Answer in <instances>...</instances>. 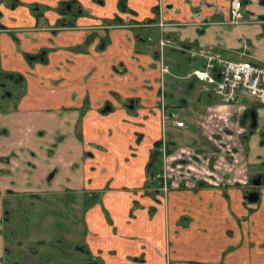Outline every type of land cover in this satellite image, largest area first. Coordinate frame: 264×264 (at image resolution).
<instances>
[{
  "label": "crops",
  "instance_id": "crops-1",
  "mask_svg": "<svg viewBox=\"0 0 264 264\" xmlns=\"http://www.w3.org/2000/svg\"><path fill=\"white\" fill-rule=\"evenodd\" d=\"M19 1L21 5L11 9L0 0V26L6 28L0 30V71L23 75L27 90L16 112L0 114V135L6 134V138L0 140V191L16 188L21 183L41 185L47 165L52 162L58 171L63 166L67 175L64 183L75 193L106 192L103 200L116 220L117 235L104 222L100 208L94 209L96 214L88 219L91 232L99 236L98 247L105 251L106 259L111 251L121 258L137 255L143 245L150 246L148 250L151 251L152 234L149 241L146 237L151 232L147 229V213L139 211L131 223L127 219L132 198L134 202L140 201L143 207H152V201L123 190L141 187L152 146L162 136L157 57L129 30L97 28L116 15L125 23L156 19L155 7L159 0H126L136 15L120 13L119 0ZM70 1H76L83 13L79 17H69L72 28L59 29L61 18L57 9ZM245 1L257 22L229 26L228 0H162L168 11L164 20L174 24L166 28L165 33L175 38L179 45L193 44L208 54L222 55L232 61H251L264 67V0ZM36 6L39 7L37 16L32 11ZM192 20L211 22L206 26L179 25ZM152 34L157 36L158 32ZM44 50H47L45 61L30 62L28 56ZM176 55L188 61V71L181 77L187 88L197 90L198 99L204 97L208 107L215 105L214 97L217 96L212 89L191 75L203 61L190 60L184 54L172 56ZM121 63L128 70L118 74L117 66ZM179 66L178 63L175 67ZM167 93L169 100L174 99L172 91L167 89ZM131 102H134L133 110L129 108ZM219 103L216 108H224L220 99ZM106 106L112 111L103 114ZM43 134H47L46 137L43 138ZM38 137L44 142L35 144ZM139 138H142L141 144H137ZM40 144L47 145L46 150H40ZM76 160L79 165L74 163ZM28 161L35 167L27 165ZM74 165L82 175L71 169ZM77 181L82 183L80 187H75ZM177 195L189 210L201 214L198 222L205 215H211L207 207L210 202L225 211L219 191L198 189ZM252 222V227L246 225L247 231L243 229L239 235V251L234 254L238 258L236 264H264V202ZM203 231L209 237L206 240L196 238V254L202 259L198 261L206 262L204 259H211L212 255L215 261L206 263H217L220 259L217 252L224 249V243L219 242V236L212 237L216 234L214 229ZM139 232L144 234L141 243L133 244L125 238ZM249 236L251 240L246 243ZM158 239L163 242L162 225L155 232L154 240ZM209 239L212 242L209 243ZM254 241L257 242L255 246L252 245ZM150 255L148 253L149 258ZM160 256L154 254L150 264H165Z\"/></svg>",
  "mask_w": 264,
  "mask_h": 264
},
{
  "label": "rangeland",
  "instance_id": "rangeland-1",
  "mask_svg": "<svg viewBox=\"0 0 264 264\" xmlns=\"http://www.w3.org/2000/svg\"><path fill=\"white\" fill-rule=\"evenodd\" d=\"M196 14L199 15L200 13L198 12ZM202 21L204 22L206 20ZM155 30V32H158V29ZM173 41L174 43L170 42V44L174 49H166L167 51L165 52V55L161 58H157V60L161 61L160 66L162 65V62H164V65L169 68L170 72L171 69L173 71V73L165 77V97H168L167 89L172 91L174 99H170L168 105L181 118V120L184 121L186 127L181 130L176 128L172 123L169 124V127L166 130L167 140L171 142L175 141L176 146L172 147L173 152L171 151V153L173 154L170 157L169 154H167L165 157L163 156L162 158H159L161 167L158 168V171H160L161 168L163 169L167 167L165 165L166 162L168 164H172V168L176 170L178 168L177 166H179L177 160L183 162L182 168H184L186 171H184V169H181L180 172L172 171L170 173L171 186L169 187V190L166 191L163 195H157V188H155L154 186L151 187V185H149L152 184V179L151 176L148 175L147 168L146 178L141 184V187H134L133 189L125 188L123 190L124 192L130 194L132 193V195L134 194L135 196L139 195L141 199L149 198L152 201V208H155L157 210H152L151 212H149L151 206L142 207V211H145L148 215L147 229L151 231L148 232L146 237L149 241L150 235L152 234L151 237H153V248L151 249V251H149L148 248L150 246L145 247V245H143L141 247V252L139 253L142 255H133V257L147 259L148 264L154 261V254H161L160 257L164 260L165 264H236L235 261H237L238 258L235 257V253H238L239 251V235L244 232L243 229L247 231L245 227H243L242 229L239 228V210L233 205L234 209L230 206L227 214L226 212H223V210H218V212L212 211L211 215H205L208 220L207 218L203 217L198 222L197 220L201 218L199 217V215L201 214L197 213L196 211H192V209L189 210V208L186 206L185 201L181 202V200L178 198L179 195L177 194L182 191L196 190L198 188L196 181L205 182L203 178L211 179L213 182L218 183L221 182L222 178L229 179L230 184L226 186V193H229V191H235V187H239V185H234L239 184L238 180L244 181L245 176H247L248 181H250L254 176H256L257 169L259 168H257V166L256 168L247 165L245 166L247 148L245 142L241 140V134H244L243 129L239 127V116H241L239 114L241 111L239 112L237 109L221 108V106L216 108V104L219 103L218 97H214V103L216 104L208 107L209 105L205 102L206 99L204 97L201 100L198 99L199 92L197 90L193 91L187 88V85L184 81H182L181 77H183L184 74L188 71V61H186L182 55L172 56L173 54H182L179 51L181 50V45L176 42L175 38H173ZM148 43L150 44V42ZM151 49L153 51V48ZM135 57L133 58V60L135 59ZM178 63L180 64V66L176 68L175 66ZM156 65L160 72L159 62H156ZM174 68H176L175 71ZM127 70V67L122 63L117 66L118 74H123ZM159 96H161V94H159ZM238 100L239 102L235 104V107L243 104L248 106L250 104V99L245 101L241 97H239ZM183 103L188 104L184 105ZM181 108H183V110ZM259 111L264 114V107H260ZM41 132L42 131L39 130V133ZM5 135L6 134H1L0 140L6 138ZM46 135L47 134H43L42 137L44 138L46 137ZM38 141L44 142V139H36L34 143L37 144ZM141 141L142 138H139V140H137V144H141ZM152 147L153 148L150 151V158L151 153L155 149L154 144ZM257 152L260 156L264 155V148L262 149L261 145H258ZM204 153L208 154V156L205 157ZM209 158L210 160H212L210 168L208 165ZM52 161H54V159H52ZM74 163L79 165V161L77 160ZM74 166H72L71 169L74 168ZM191 166L194 169L192 174H190L191 171L188 170V168H191ZM54 167V164L51 162L49 165H47V168L45 170V172L47 173L46 176L44 177L43 175L44 187L51 190L45 195L41 194L42 196H44L43 201H39L34 198H32V200L30 194H26V196H18V200L22 201L23 199H26L30 202L33 201L31 203L29 202L27 207L22 205L23 215L25 214L27 217L30 216L29 220H31V222L33 221L34 225L39 226L36 229L37 232L45 234L47 230L46 237L48 238L50 243H54L56 239H61V231L67 228L70 224H72V228H77H74L75 230L71 229L70 231L66 232V236L69 237V234L73 233L76 239L81 238L80 236H78L77 238V234L72 232L78 230V232H83V239L86 240L85 237L86 235L88 236V230L84 224L82 216L87 205L90 204L88 202V195L92 192L82 191L75 193L74 190H71L69 186L64 183V179L67 175L66 171L63 169V166L55 174L53 180L50 181L49 179L51 175L54 174L57 169ZM75 171L76 174L82 175V173L78 171V168H76ZM209 173L214 174L215 176H208L207 174ZM33 176H37V174H34ZM185 178L189 179L185 180ZM81 184L79 183V181H77L75 187H80ZM34 186L38 185L32 183V187ZM40 187L41 186H38V188ZM243 190L246 191L245 187L243 188ZM28 191L33 192V189ZM151 194L157 195V199L160 200V202H155V200L151 197ZM133 200L134 199L132 198V207L128 212V223L134 221L137 218V213L139 211L141 212V202H134ZM26 211L27 213H25ZM52 211L55 212L53 214H56V218H54V216L52 218H46V216L51 215ZM70 211L76 213V219H73V217H69L68 221H66L64 215L66 213L70 214ZM108 216V220L110 218L111 223L115 225L116 220L113 217V214L110 213ZM103 217L107 219L106 214H103ZM105 221L107 222V220ZM13 223L14 219H12L9 224L12 225ZM196 224L198 226H196ZM107 225L109 224L107 223ZM160 225H162L163 227V242L161 239H158V241L154 240L155 232L156 230H158ZM109 226L111 228V225ZM211 228L216 232V234L214 233L212 237L219 236V242L224 243L225 246L222 251L217 252V254H219L218 259L220 258L217 263H212L213 261H215V257L212 255L211 259H204L206 262L208 260H213L212 262L210 261L206 263L198 261L202 259H199V256H197L196 254V238H200L201 240L208 239V233L204 232L203 229L209 230ZM10 230H14L17 234V237L20 236V232H18L16 229H13V227H10V229L7 228L8 233L6 234L8 235V237H11L9 236ZM117 231L118 228L115 229V232H113V234L117 235ZM35 236L36 237L34 238V241H36V239L40 237H43L40 235ZM250 237L251 236L246 239V243L251 240ZM43 238H45V236ZM125 238L129 239L133 244H138L141 243V240L144 238V234L139 232L134 237L127 236ZM95 239L97 240L99 238ZM210 242L212 241L209 239V243ZM32 244V246H34V243ZM25 248L27 249V251L30 249L28 248V246H25ZM37 248L39 249V256H37V258H31L33 259V261H29L24 257L23 262H28L29 264H47L51 257H55L57 259H59L60 257L59 254H50L49 250L44 252L39 247ZM16 252V250H13V255L9 257V263L24 264L22 263V261L16 258ZM148 253H151L150 258L148 257ZM192 258L196 260H193Z\"/></svg>",
  "mask_w": 264,
  "mask_h": 264
},
{
  "label": "flooded vegetation",
  "instance_id": "flooded-vegetation-1",
  "mask_svg": "<svg viewBox=\"0 0 264 264\" xmlns=\"http://www.w3.org/2000/svg\"><path fill=\"white\" fill-rule=\"evenodd\" d=\"M4 3H7V5L11 9L17 8L19 5H21L19 0H2ZM233 1H239L242 6V12L246 14L247 18L249 19L245 23H255L257 22V19L253 17V15L248 11L246 1L245 0H228L229 3V11L230 7ZM39 10V7L36 6L35 8H32V11L35 16H37V11ZM118 10L120 13L124 14H131L136 15L134 11H132L128 6L126 0H119L118 3ZM168 11L166 10L165 5L162 4V0H159L158 5L155 7V15L156 19L153 20H147L145 22H130L125 23L120 17L117 15L111 19V20H105L103 22V25L100 26L97 29L109 31L113 29H126L129 30L131 33H133L137 41L141 44L148 45L150 48H153V52L156 55L157 58H161L165 55L166 49H174L172 47L171 43H174L173 39L170 38L166 33L165 29L170 27L171 25H174L170 23L167 20H164L163 16ZM83 13L82 7L77 4L76 1H70L65 4H63L61 7L59 6L57 9V14L60 16L61 20L59 22V29H66V28H72L73 23L70 22L71 17H79ZM40 15V14H39ZM39 17V16H38ZM41 17V15H40ZM39 17V18H40ZM211 21H199L192 20L191 22H186L188 24H180V25H195V26H206L210 24ZM244 23V22H243ZM229 26H237L239 24H232L230 20L227 23ZM242 24V23H240ZM144 28V29H142ZM202 28V27H200ZM6 29L5 26L1 25L0 30ZM158 29V35L152 36L153 32L152 30ZM138 33V34H137ZM150 42V44L148 43ZM164 43V45H162ZM181 50H179L182 54L189 57L190 60H202L201 58H191L192 52H203L204 49L195 47L193 44H182ZM157 52V53H156ZM213 52V51H211ZM208 54V53H207ZM47 50L42 51L40 54L35 56H28V59L30 62L33 60L36 62H43L46 60ZM216 55V54H214ZM222 56V55H219ZM223 57V56H222ZM225 58V57H224ZM163 61V60H162ZM159 62L160 67V88H159V109L161 113V128H162V136L161 139L155 142V145H158V152L160 154L159 158L165 157L167 154H169V157L173 154L171 153L172 147L176 146L175 141H169L167 140L166 136V130L169 127L170 122H163L162 114H163V108L164 113L168 117L172 115H177L168 105L169 97H165V83L166 79L165 77L167 75H170V70L168 68V73L163 74L162 68L166 67L164 65V62H162V65L160 66L161 61L157 60ZM194 72V71H193ZM192 72V73H193ZM192 75V74H191ZM25 77L21 74H13V73H5L0 71V114L6 115L9 112H16L19 108L22 99L26 96V86H25ZM163 93V95H162ZM131 106H133L134 109V102H131L129 105V108L131 109ZM110 107L106 106L104 110L102 111L103 114H107L110 112H105V110ZM259 106H256L254 104H249L245 110L241 111L239 115V127L243 129L244 134L242 135V141L246 144V163L245 166L255 167L257 166V174L254 176L250 181H248L247 176H245V180H238L239 184H234L236 186L239 185V187H235V191H237L236 195L232 194L231 191L229 193H226V186L230 184V180L226 178H222L221 182H213L211 179L203 178L205 182L202 181H196L198 189H204L206 191H213V192H220V196L222 201L225 203V211L226 214L228 213V209L231 206L233 208V205L236 206V208L239 210V228L242 229L246 225H250L252 227V218L261 210V207L263 206L264 202V155L260 156L257 152V146L261 145L262 149L264 148V114L259 111ZM131 109V110H133ZM183 110V108H181ZM186 127V125H185ZM184 129V128H183ZM164 130V132H163ZM39 139V137L37 138ZM139 140V139H138ZM46 143V142H45ZM62 143V142H61ZM60 143L57 144L59 146ZM47 145H49L47 143ZM46 145V146H47ZM252 145V147H251ZM43 144H40L39 149L40 150H46V147ZM50 147V146H49ZM51 148V147H50ZM53 150V149H51ZM50 150V151H51ZM33 157H36V154L34 152L31 153ZM51 154V152L48 153V155ZM264 154V153H263ZM204 156H208V154L204 153ZM251 159H254L255 162H252ZM209 168L211 167V162L209 158ZM177 163L179 166L176 170L172 168V164H168L166 162L165 168H161V170L157 174H164L166 168H170L173 171L180 172L182 168L183 162L180 160H177ZM27 165H30L31 167H35V165L28 161L26 162ZM244 167V166H243ZM263 169H262V168ZM241 168V167H240ZM73 170L76 169L75 166L72 168ZM188 170L191 171L190 174L193 173L194 169L188 168ZM58 169L54 174L51 175L50 181L53 180L55 177V174L57 173ZM184 171H186L184 169ZM184 173V172H183ZM186 174V173H185ZM215 176L214 174H207ZM190 177V176H189ZM189 178H185V180H188ZM160 181L161 185L159 188L156 189L157 195H163L166 191L169 190V187L171 186V180H168L166 184H164V181L161 179H157L156 181ZM191 180V178H190ZM194 181V180H193ZM209 183V184H208ZM38 186H41L38 188ZM38 186L32 187V182L28 183H21L16 188H6L4 192L0 191V264H10L9 263V257L12 256L13 250L16 252V258L22 261L24 264H29L28 262H23L24 257L27 258L29 261H33L31 258H37L39 256L38 248L39 247L42 251L46 252L47 250L50 251V254L54 255L59 254V259L55 257H51V259L48 261L47 264H148L147 259H140V257H133V256H127L126 258H121L117 255L115 251H111L109 255V259H106L105 251L98 247V244H100L99 236L93 235V233L90 230V224H89V216L96 214L94 209L100 208L101 213L104 215L106 214L107 219L103 218L104 222L109 225H111L112 233L115 232V229L117 228L116 224L114 225L111 223V219L108 220V215L111 213L104 202V191H97L92 192L88 195V202L90 203L87 205L86 209L84 210L82 219L84 220V224L88 230V236L86 235V240L83 238V232L78 230L72 231L81 238L76 239V237L72 234H69L70 236H66V232L70 231L71 229L75 230L74 227L72 228V224H70L67 228L63 229L61 231V239H56L54 243H50L48 238L46 237V233L43 234L41 232H37V228L39 226H36L33 224V221L29 220V217H27L25 214L23 215V209L22 205L27 207L28 203L30 201H27L26 199L18 200L19 195H25L30 194L31 199H37L39 201H43V197L41 194L45 195L46 193H49L51 190L49 188L44 187V183ZM245 187L246 191L243 190ZM219 188V189H218ZM33 189V192H29L28 190ZM36 191V192H35ZM194 191V190H193ZM192 191V192H193ZM57 193V192H56ZM157 195L151 196L155 202L159 203L160 200L157 199ZM73 198V197H72ZM33 200V199H32ZM33 202V201H31ZM30 202V203H31ZM67 202V200H66ZM230 204V205H229ZM215 203L210 202L207 204V207L211 209L215 208L214 212H218L219 208L218 205L216 206ZM137 207V206H136ZM143 206H140V210H142ZM152 210L157 211L155 208L150 207L149 212ZM208 211V212H210ZM221 211V210H220ZM27 213V211L25 212ZM55 212H51V215L46 216V218H56V214H53ZM13 216V218H12ZM69 217H73V219H76V213H73V211H70V214H65L64 218L66 221H68ZM33 218V217H32ZM12 219H14V223L11 225L9 224ZM28 220V221H27ZM107 220V222L105 221ZM110 223H109V222ZM113 221V220H112ZM108 225V226H109ZM10 227H13V229H16L18 232H20V238L17 237V234L14 230L9 231V236L6 233H8L7 228L10 229ZM110 227V226H109ZM12 229V228H11ZM249 231V230H248ZM82 233V234H81ZM35 235L45 236V238L40 237L34 241ZM33 237V238H31ZM120 237H122L120 235ZM19 238V239H17ZM96 240V241H95ZM34 243V246H32ZM257 242H252V245L255 246ZM262 245V244H260ZM25 246H28L30 248L28 251L25 248ZM12 248V249H10ZM52 252V253H51ZM24 253V256H23ZM26 253V254H25ZM142 255V254H137ZM18 264V263H13Z\"/></svg>",
  "mask_w": 264,
  "mask_h": 264
},
{
  "label": "built area",
  "instance_id": "built-area-1",
  "mask_svg": "<svg viewBox=\"0 0 264 264\" xmlns=\"http://www.w3.org/2000/svg\"><path fill=\"white\" fill-rule=\"evenodd\" d=\"M229 14L232 24H240L249 20L242 12L239 1L232 2ZM191 58H201L203 61L192 76L212 89L224 108L231 107L239 112L245 110V104L235 107V104L239 102V97L245 101L250 99L254 105L264 107V67L251 61H232L219 55L203 52H192ZM168 72L167 67L162 68L163 74ZM162 119L163 122H170L178 129H183L186 125L178 115L170 117L165 115L164 108ZM172 171L168 167L164 174H157L154 180L161 179L166 184L170 180Z\"/></svg>",
  "mask_w": 264,
  "mask_h": 264
},
{
  "label": "trees",
  "instance_id": "trees-1",
  "mask_svg": "<svg viewBox=\"0 0 264 264\" xmlns=\"http://www.w3.org/2000/svg\"><path fill=\"white\" fill-rule=\"evenodd\" d=\"M158 145H155V149L154 151L151 153V158H150V162L148 164V175L151 176L152 179V184H149L152 186H154L155 188H159V186L161 185V182L158 180H154V177L157 175L158 168H160L161 166V162L159 160V152H158ZM160 170V169H159ZM152 196H155L153 194H151Z\"/></svg>",
  "mask_w": 264,
  "mask_h": 264
},
{
  "label": "water",
  "instance_id": "water-1",
  "mask_svg": "<svg viewBox=\"0 0 264 264\" xmlns=\"http://www.w3.org/2000/svg\"><path fill=\"white\" fill-rule=\"evenodd\" d=\"M131 109H133V106H131ZM112 111V108L111 107H108L105 112H111Z\"/></svg>",
  "mask_w": 264,
  "mask_h": 264
}]
</instances>
